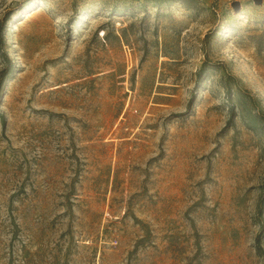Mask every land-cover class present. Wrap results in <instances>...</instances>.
I'll list each match as a JSON object with an SVG mask.
<instances>
[{
  "label": "rangeland",
  "instance_id": "obj_1",
  "mask_svg": "<svg viewBox=\"0 0 264 264\" xmlns=\"http://www.w3.org/2000/svg\"><path fill=\"white\" fill-rule=\"evenodd\" d=\"M262 186L264 0H0V264H264Z\"/></svg>",
  "mask_w": 264,
  "mask_h": 264
},
{
  "label": "trees",
  "instance_id": "obj_2",
  "mask_svg": "<svg viewBox=\"0 0 264 264\" xmlns=\"http://www.w3.org/2000/svg\"><path fill=\"white\" fill-rule=\"evenodd\" d=\"M206 71H207V69H206V62H204L200 66V68L198 69V71L196 73V78H199ZM225 79H227V81H231L233 79V77L230 76V75H228L227 78H225ZM226 94H227V98L229 100H231V88L228 87V86L226 88ZM2 123L4 125V121ZM262 211H264V186H262V195H261V198L259 200L258 209H257V216L259 217V219L262 218ZM262 231H264V223H261V230H260L259 234L255 238L256 249L259 252L262 251L261 241H262V237H264V234H262Z\"/></svg>",
  "mask_w": 264,
  "mask_h": 264
},
{
  "label": "water",
  "instance_id": "obj_3",
  "mask_svg": "<svg viewBox=\"0 0 264 264\" xmlns=\"http://www.w3.org/2000/svg\"><path fill=\"white\" fill-rule=\"evenodd\" d=\"M252 1H253V3L255 5H260L261 4V0H252ZM238 6H239V4L236 3V2L232 4V7L235 8V9L238 8Z\"/></svg>",
  "mask_w": 264,
  "mask_h": 264
}]
</instances>
